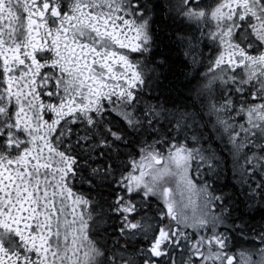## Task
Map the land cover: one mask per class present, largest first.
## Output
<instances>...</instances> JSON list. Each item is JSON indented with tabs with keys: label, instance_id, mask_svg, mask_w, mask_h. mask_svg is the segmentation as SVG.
Instances as JSON below:
<instances>
[{
	"label": "snow or ice",
	"instance_id": "1",
	"mask_svg": "<svg viewBox=\"0 0 264 264\" xmlns=\"http://www.w3.org/2000/svg\"><path fill=\"white\" fill-rule=\"evenodd\" d=\"M0 264H264V0H0Z\"/></svg>",
	"mask_w": 264,
	"mask_h": 264
},
{
	"label": "flooded vegetation",
	"instance_id": "2",
	"mask_svg": "<svg viewBox=\"0 0 264 264\" xmlns=\"http://www.w3.org/2000/svg\"><path fill=\"white\" fill-rule=\"evenodd\" d=\"M161 51H165L163 48H161Z\"/></svg>",
	"mask_w": 264,
	"mask_h": 264
}]
</instances>
